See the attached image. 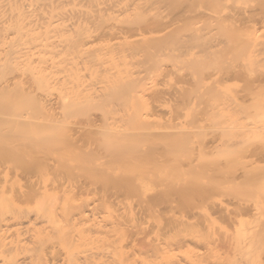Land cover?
<instances>
[{"label":"rangeland","instance_id":"374dc122","mask_svg":"<svg viewBox=\"0 0 264 264\" xmlns=\"http://www.w3.org/2000/svg\"><path fill=\"white\" fill-rule=\"evenodd\" d=\"M90 26L94 40L74 54H57L55 26L0 35V86L17 82L34 107L0 111L23 125L0 121V220L21 209L55 221L82 195L100 214L137 210L127 232L181 217L206 239L228 240L211 252L219 264H264V0H140L139 15ZM114 27L125 35L99 38ZM26 43L41 44L40 63L20 57ZM114 73L130 82L106 91ZM70 86L90 96L80 107L64 104ZM32 120L42 131H30ZM58 183L67 189L58 196L19 200L23 189ZM23 230L0 226V264L50 260L56 239L19 242ZM246 240L249 249L238 244Z\"/></svg>","mask_w":264,"mask_h":264},{"label":"bare ground","instance_id":"6f19581e","mask_svg":"<svg viewBox=\"0 0 264 264\" xmlns=\"http://www.w3.org/2000/svg\"><path fill=\"white\" fill-rule=\"evenodd\" d=\"M139 11L140 0L127 2L125 0H0V35L12 31L14 39H18L34 33L39 28L48 31L50 26H55L58 33V38H54L57 54H74L85 49L87 44L94 40L87 31L91 24L112 15L125 16L126 18L139 15ZM156 27L158 25L154 23L150 27L147 26L146 29H156ZM107 34L125 35V29L123 27L109 28L99 38L105 37ZM186 45L185 41L181 44L182 47ZM3 46L4 44L0 40V48ZM40 48V43H26L18 53L20 57L26 56L30 60V64L36 61L40 63L41 60L36 56ZM109 78L106 91L109 88H120L123 84L130 82L129 76L121 73L111 74ZM16 83L8 81L0 86V103L3 105H1L0 111L9 110L10 113L14 112L13 115L31 114L34 107L23 100L25 92L17 90ZM27 91L31 93L34 92V89L28 86ZM106 91L97 92L95 96L106 97ZM35 94L36 92L33 93V95ZM88 97L90 96L79 88L70 86L69 101L64 104L77 108ZM12 103L17 106L10 108L9 104ZM6 104L7 106H5ZM17 118V116H12L9 119L1 117L0 121L8 123L10 131H13L23 127L22 120ZM126 123L130 127L136 122L127 120ZM28 126L30 131H42L41 125L33 120L29 121ZM45 168L47 169L48 166L45 165ZM62 185L54 184L52 189H49L46 184L28 190L23 189L19 191L18 197L21 202H30L51 194L58 196L59 192L67 190ZM77 189H83V187ZM72 194L74 193L72 192ZM76 196L79 197L77 194ZM96 207L91 200L80 195L55 221L44 217V215H33L19 209L20 211L15 214L4 216L0 220V226L24 228V236H18L19 242L27 240L34 244L46 245L55 238L56 240H53L49 251L51 258L50 260L47 258L45 264H219L211 252L213 250L221 251L227 243V246L229 245L228 240H223L221 236L222 240L216 235L206 239L204 235L197 234L194 228L196 225L198 227L199 223L181 219V217H176L180 219L179 222L177 219L176 223L173 222L167 226L158 223V225L143 227L140 223L139 225L136 223L134 225L136 230L132 229L127 232L126 227L131 226V220H137V210L122 209L114 217L104 213L100 214ZM250 209L251 205L249 204L240 206V212H248ZM128 222H131L130 225H127ZM32 224L35 225L34 229H27ZM28 230L29 232H27ZM204 239L210 240L205 243ZM11 241L14 242L13 239ZM235 243H230L234 249L238 247V244L246 249L251 248L253 244L251 240H246L243 244ZM195 247H203V250H195Z\"/></svg>","mask_w":264,"mask_h":264}]
</instances>
